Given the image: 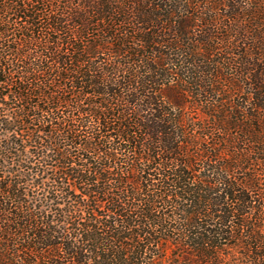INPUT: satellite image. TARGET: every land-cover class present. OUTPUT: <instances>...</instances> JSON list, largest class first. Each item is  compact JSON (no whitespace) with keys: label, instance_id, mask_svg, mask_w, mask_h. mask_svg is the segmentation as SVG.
I'll return each instance as SVG.
<instances>
[{"label":"trees","instance_id":"16d2710c","mask_svg":"<svg viewBox=\"0 0 264 264\" xmlns=\"http://www.w3.org/2000/svg\"><path fill=\"white\" fill-rule=\"evenodd\" d=\"M0 264H264V0H0Z\"/></svg>","mask_w":264,"mask_h":264}]
</instances>
